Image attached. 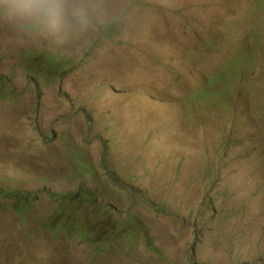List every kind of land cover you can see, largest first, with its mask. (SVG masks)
I'll return each instance as SVG.
<instances>
[{
  "label": "rangeland",
  "instance_id": "1",
  "mask_svg": "<svg viewBox=\"0 0 264 264\" xmlns=\"http://www.w3.org/2000/svg\"><path fill=\"white\" fill-rule=\"evenodd\" d=\"M0 264H264V0H0Z\"/></svg>",
  "mask_w": 264,
  "mask_h": 264
},
{
  "label": "trees",
  "instance_id": "2",
  "mask_svg": "<svg viewBox=\"0 0 264 264\" xmlns=\"http://www.w3.org/2000/svg\"><path fill=\"white\" fill-rule=\"evenodd\" d=\"M81 192H76L72 198L75 200H79L80 202H85L86 200H89L91 198V193L86 191L85 189H81ZM23 196V195H22ZM77 231V230H75ZM77 234H81L83 237L86 235L83 230L77 231Z\"/></svg>",
  "mask_w": 264,
  "mask_h": 264
}]
</instances>
